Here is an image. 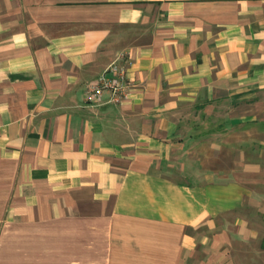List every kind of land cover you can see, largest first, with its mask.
Wrapping results in <instances>:
<instances>
[{"label": "crops", "instance_id": "0c3cea01", "mask_svg": "<svg viewBox=\"0 0 264 264\" xmlns=\"http://www.w3.org/2000/svg\"><path fill=\"white\" fill-rule=\"evenodd\" d=\"M263 180L264 0H0V264H264Z\"/></svg>", "mask_w": 264, "mask_h": 264}, {"label": "built area", "instance_id": "2783aa9c", "mask_svg": "<svg viewBox=\"0 0 264 264\" xmlns=\"http://www.w3.org/2000/svg\"><path fill=\"white\" fill-rule=\"evenodd\" d=\"M124 74V68L118 66L110 67L102 75L88 83L86 89L88 99L99 98L102 91L108 89L112 94V100L121 101L122 94L125 92Z\"/></svg>", "mask_w": 264, "mask_h": 264}, {"label": "rangeland", "instance_id": "374dc122", "mask_svg": "<svg viewBox=\"0 0 264 264\" xmlns=\"http://www.w3.org/2000/svg\"><path fill=\"white\" fill-rule=\"evenodd\" d=\"M220 158H223V161L225 160V163H226V160L229 158L228 151L223 152V154L220 155ZM211 164H214V163H211Z\"/></svg>", "mask_w": 264, "mask_h": 264}]
</instances>
